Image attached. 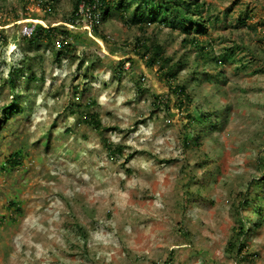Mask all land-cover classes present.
<instances>
[{"label": "rangeland", "instance_id": "1", "mask_svg": "<svg viewBox=\"0 0 264 264\" xmlns=\"http://www.w3.org/2000/svg\"><path fill=\"white\" fill-rule=\"evenodd\" d=\"M55 1L47 14L37 0H0V264H264V0H199L211 18L200 43L215 55L232 49L245 68L205 64L179 29L129 26L133 8L99 27L107 43L85 18L87 32L67 24L83 47L55 59L46 40L23 39L27 27L70 17L75 0ZM136 38L162 45L169 65L181 61L190 106H175L160 64L112 53ZM200 110L216 112L217 125L197 127L186 146ZM15 152L20 165L4 166ZM254 193L262 210L239 203Z\"/></svg>", "mask_w": 264, "mask_h": 264}, {"label": "trees", "instance_id": "2", "mask_svg": "<svg viewBox=\"0 0 264 264\" xmlns=\"http://www.w3.org/2000/svg\"><path fill=\"white\" fill-rule=\"evenodd\" d=\"M135 1V0H134ZM39 6L42 7V11L47 14H54L55 11V0H37ZM83 4V8L81 5ZM134 2L131 0H75L73 4V9L70 17L65 18L64 23L52 26H43L42 24L34 25V29L30 36L23 35V39L28 43L30 47L38 45L39 42L46 40L54 46L56 50L55 59H59L62 54V50L70 46H82L83 44L78 41H71L72 32L69 30L67 24L72 25V27L83 28L87 32L89 24L83 25L82 21L85 18L87 23H91V31L96 38H99L104 43H107L106 36L103 35L99 27L106 21L112 10L121 11L128 14L129 10L133 8V12L128 20H125L127 24L138 25L141 29L146 24L159 23L170 28L179 29L185 36L183 38L184 42L190 44L195 51L199 54V58L203 59L205 64L214 63L216 65H221L222 62L231 58L233 61L238 62V66L244 67L242 60L235 58L236 54L230 48L217 55L214 47L208 43H200L197 38V34H204L206 32V24L211 21V18H205V12L209 11L205 2H199V0H136V5L133 7ZM89 12V16H88ZM28 18V17H25ZM245 24L243 18L240 19L238 25ZM4 34L0 32V45L1 42L6 40L3 37ZM190 37V38H189ZM90 45L98 47V44L90 39ZM83 47V46H82ZM113 54L120 57H125L133 51L135 55H140V57L146 59V64L152 69L154 64L159 65V79L163 82V85L171 90L172 94H175L177 100L175 101V106L186 107L193 103L192 96L188 93V89L185 85L178 84L177 74L180 71L181 61L175 64L169 65L170 59L165 55L164 47L160 44L147 43L140 38H136L133 49L130 50H111ZM119 54V55H118ZM134 63L135 60L132 58H126ZM26 57L21 58L18 67L11 77H16V75L23 74V69L26 67ZM264 71V70H263ZM15 74V75H14ZM8 80V83L15 87L16 81L14 78ZM196 78V77H195ZM160 103V102H159ZM170 101L167 103H162L165 107L169 106ZM196 108V107H195ZM190 121L188 122L189 131L184 134V144L190 146V140L198 141L201 137L200 131L197 129L200 125L206 124L211 127V130L217 125L218 116L216 112H208L204 114L201 110L199 111V117L190 116ZM83 121L91 126L95 130H100L102 125L100 120L94 114L85 115ZM109 153L115 154L111 146H106ZM22 156L20 152H15L9 156L5 161L4 166L9 168H14L20 165ZM4 168V167H3ZM264 183V176L261 180ZM260 195L254 193L253 195L244 194L241 201L239 202L244 207L254 206L257 210H262V205L257 202ZM14 203H10L9 206H13ZM254 226L259 224L257 217L248 218ZM245 223L242 225V229L237 232L236 235L245 236L247 233V228ZM241 247H239V250ZM157 264V263H155ZM164 264H168L167 261Z\"/></svg>", "mask_w": 264, "mask_h": 264}, {"label": "built area", "instance_id": "3", "mask_svg": "<svg viewBox=\"0 0 264 264\" xmlns=\"http://www.w3.org/2000/svg\"><path fill=\"white\" fill-rule=\"evenodd\" d=\"M88 26H90V25H88ZM88 26H87V27H88ZM33 29H34V26H33V27H31V28H28V27H27V28H25V29H24V32H23V33H24V35L30 36V35H31V33H32V31H33Z\"/></svg>", "mask_w": 264, "mask_h": 264}]
</instances>
